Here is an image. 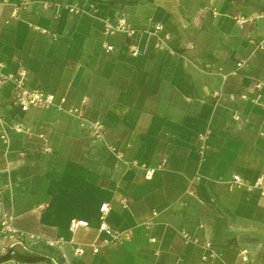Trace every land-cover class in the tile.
<instances>
[{
  "label": "crops",
  "instance_id": "1",
  "mask_svg": "<svg viewBox=\"0 0 264 264\" xmlns=\"http://www.w3.org/2000/svg\"><path fill=\"white\" fill-rule=\"evenodd\" d=\"M122 10L136 55L123 32L103 33ZM237 17L251 21L241 28ZM156 24L163 50L153 47ZM0 62L5 73L26 69L28 87L65 96L67 107L89 97L82 122L53 107L21 111L7 103L9 84L0 91V128L27 130L0 138V194L18 230L91 242L107 202L109 224L130 239L71 264H198L205 240L212 264H264V194L227 184L261 176L264 188V102L253 89L264 73V0H0ZM163 159L146 179L143 168ZM71 218L89 227L72 233ZM28 255L38 258L27 264H51Z\"/></svg>",
  "mask_w": 264,
  "mask_h": 264
},
{
  "label": "built area",
  "instance_id": "2",
  "mask_svg": "<svg viewBox=\"0 0 264 264\" xmlns=\"http://www.w3.org/2000/svg\"><path fill=\"white\" fill-rule=\"evenodd\" d=\"M68 10L73 13L81 14L87 11L83 7H77L73 5L67 6ZM16 10H13L12 15L14 16ZM260 16H263L262 14ZM251 21V18L237 17L236 22L239 27H244L246 22ZM104 34H113L115 32H123L129 41L126 42L127 52L131 55L138 54L141 50L138 47L135 36L136 30L131 27L127 21V13L120 11L117 15L116 21L111 22L107 19L104 20L103 24ZM161 25L156 24L152 34L155 36L153 47L155 50H163L165 48L164 38L159 36ZM107 51L112 49V45L104 44ZM244 64L243 60L237 63L238 67ZM4 63L0 62V91L9 84L11 87L10 92L7 96V103L12 106L19 108L21 111H27L31 108L46 109L53 107L58 111H63L71 115L76 116L82 122L84 121V107L89 103V97L83 96L81 99L80 106L67 107L66 97L62 96L56 100L55 96L46 92L40 87H28L27 82V71L24 68L18 69L13 73H5L3 71ZM253 89L258 92L259 97L264 102V73L255 80ZM241 99L250 101L252 105H256L257 99L250 98L246 95H241ZM235 120L240 119L238 112L233 113ZM0 121H3V117L0 116ZM91 133L94 137H98L101 133L103 126L99 122H93L90 124ZM11 131L21 132L23 130L20 126L13 125L8 128H0V138L4 144H7L9 140V133ZM198 137L202 140L207 138V134L199 133ZM112 149V148H111ZM115 151V149H112ZM120 156V153L117 152ZM166 160L157 166V168H146L144 167L145 178L150 179L156 169L164 168ZM229 189H232L236 185H246L247 187L261 188L262 194H264V188L261 187L262 177L256 178L253 184L247 185L243 179L234 174L232 178L227 182ZM123 207L127 206V198L124 197L120 200ZM110 211V206L107 202H104L99 207V223L97 226V235L91 242L73 243L65 241L63 237L55 238H44L38 234L23 232L18 230L13 224V214L9 211L7 203L4 197L0 194V264H27L26 261L22 260L20 256L24 254L34 253L41 257L48 258L51 264H71V259L81 257L85 254L89 248L92 253H98L103 247H117L122 245L125 241L131 237L130 230H118L109 224L107 215ZM157 212L153 211L152 216H155ZM152 224V220H146L144 225L149 227ZM89 222L84 219L71 218L68 224V229L74 233L79 229L88 228ZM180 236L185 242L198 243V239L191 235L185 230L180 231ZM68 246V247H67ZM49 249L50 251H46ZM203 253L200 257L198 264H212L213 260L217 258V253L210 240H205L202 243ZM241 257L246 260V251L240 252ZM5 257V258H3Z\"/></svg>",
  "mask_w": 264,
  "mask_h": 264
},
{
  "label": "trees",
  "instance_id": "3",
  "mask_svg": "<svg viewBox=\"0 0 264 264\" xmlns=\"http://www.w3.org/2000/svg\"><path fill=\"white\" fill-rule=\"evenodd\" d=\"M5 258V257H3ZM21 259H23L24 261H29L30 259H37L38 256H20Z\"/></svg>",
  "mask_w": 264,
  "mask_h": 264
}]
</instances>
